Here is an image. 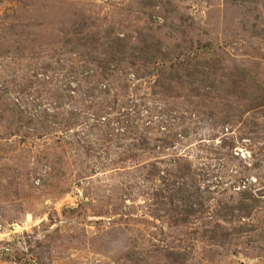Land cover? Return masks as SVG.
Instances as JSON below:
<instances>
[{"label": "rangeland", "instance_id": "1", "mask_svg": "<svg viewBox=\"0 0 264 264\" xmlns=\"http://www.w3.org/2000/svg\"><path fill=\"white\" fill-rule=\"evenodd\" d=\"M3 233L0 264H264V0H0Z\"/></svg>", "mask_w": 264, "mask_h": 264}, {"label": "built area", "instance_id": "2", "mask_svg": "<svg viewBox=\"0 0 264 264\" xmlns=\"http://www.w3.org/2000/svg\"><path fill=\"white\" fill-rule=\"evenodd\" d=\"M2 236H3V237H2V238H0V241H1V240H3L4 238H6V237L8 236V234H6V233H3V234H2ZM3 241H4V240H3ZM4 249H5V248H4Z\"/></svg>", "mask_w": 264, "mask_h": 264}]
</instances>
